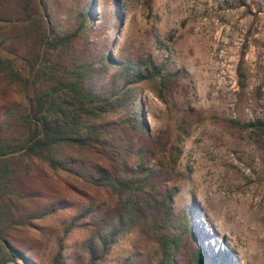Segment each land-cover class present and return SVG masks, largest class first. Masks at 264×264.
<instances>
[{
  "label": "rangeland",
  "instance_id": "obj_1",
  "mask_svg": "<svg viewBox=\"0 0 264 264\" xmlns=\"http://www.w3.org/2000/svg\"><path fill=\"white\" fill-rule=\"evenodd\" d=\"M86 1L32 0L41 27H49L45 7L60 30L72 29L69 10ZM144 1L95 0L84 55L98 60L108 51L113 59L130 63L151 57L177 73L175 84L165 101L157 88L139 84L148 137L124 123L130 109L119 110L107 120L111 149L74 169L90 171L96 161L112 167L118 159L134 168L142 152L155 189H176L174 211L197 207L198 229L223 242L238 264H264V140L234 124L264 120V0H152L149 7ZM14 11L13 0H0V41L24 32L14 26ZM8 17L12 22H3ZM27 28L28 35L34 34L33 24ZM24 45L18 38L7 40V55L19 62ZM114 75L110 69L88 86L104 93ZM25 106L19 87L0 76L5 137H23L19 116ZM10 162L16 169L15 189L23 195L13 198L18 207L27 212L60 208L35 220L32 228L13 231L12 245L26 251L30 262L51 264L63 238L65 264H83L82 244L108 219L114 199L77 175L54 172L35 160L14 155ZM85 209L93 210L86 220L92 226L76 228L64 238L63 227ZM154 249L153 242L129 230L101 264H125L128 257L133 264H147Z\"/></svg>",
  "mask_w": 264,
  "mask_h": 264
},
{
  "label": "trees",
  "instance_id": "obj_2",
  "mask_svg": "<svg viewBox=\"0 0 264 264\" xmlns=\"http://www.w3.org/2000/svg\"><path fill=\"white\" fill-rule=\"evenodd\" d=\"M13 2L18 15V25L14 26L24 32L0 41V76L19 87L26 106L19 116L24 130L21 139L4 136L0 115V264L10 257L36 264L30 262L26 251L12 245L11 234L17 228H32L35 220L60 209L27 212L16 205L14 196L23 195L15 189L16 169L10 162L14 155L35 160L54 172L77 175L114 199L108 219H102L105 222L94 227L82 244L83 264L107 261L111 248L129 230H135L142 241L155 244L147 264H238L235 253L223 242L217 243L214 237L198 229L194 217L197 207L184 206L176 212L173 208L176 189L164 192L155 189L152 171L144 163L142 152L134 168L118 159L112 167L96 161L90 171L79 173L74 169L86 167L96 155L111 149L112 131L107 120L119 110L130 109L124 123L133 132L148 137L137 86L152 85L165 101L177 73L151 57L130 63L113 59L108 51L98 60L85 56L87 32L95 18V0L69 10L68 18L74 21L72 29L66 30L52 24L53 18L45 7L42 14L49 27L43 29L32 0ZM144 2L149 7L152 0ZM3 22L12 21L8 17ZM28 23L34 26L31 36ZM17 38L25 43L26 49L19 62L7 55L5 47L7 40ZM110 69L115 70L112 87L104 93L93 92L88 83ZM234 124L251 130L258 141L264 140V120ZM92 212L85 209L73 216L63 227V237L76 228L91 227L86 220ZM206 239L215 244L214 248L208 242L204 244ZM62 244L63 238L57 241L51 264H65ZM124 263L133 261L128 257Z\"/></svg>",
  "mask_w": 264,
  "mask_h": 264
},
{
  "label": "water",
  "instance_id": "obj_3",
  "mask_svg": "<svg viewBox=\"0 0 264 264\" xmlns=\"http://www.w3.org/2000/svg\"><path fill=\"white\" fill-rule=\"evenodd\" d=\"M9 263H12V264H28L25 261L20 260V259L15 258V257H10L9 259L5 260L2 264H9Z\"/></svg>",
  "mask_w": 264,
  "mask_h": 264
}]
</instances>
